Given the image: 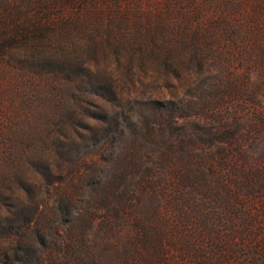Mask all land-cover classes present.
Segmentation results:
<instances>
[{"label": "rangeland", "instance_id": "1", "mask_svg": "<svg viewBox=\"0 0 264 264\" xmlns=\"http://www.w3.org/2000/svg\"><path fill=\"white\" fill-rule=\"evenodd\" d=\"M59 11L67 24L56 23ZM45 20L50 29L34 33L31 24ZM142 51L166 53L168 62ZM62 65H88L123 98L70 96L77 106L95 103L100 110L86 105L88 111L108 120L85 124L116 137L91 167L66 165L51 153L62 190L71 192L72 171L90 176L71 217L55 210V190L31 164V102L38 90L61 83L52 75ZM152 101L176 105L181 116L200 113L208 125L183 127L196 139L184 156L183 130L174 131L170 156L150 152L124 184L128 193L94 204L90 184L110 178L130 116ZM169 136L161 131L162 140ZM77 143L73 153L80 154L87 142ZM31 189L44 205L47 242L2 245L16 261L264 264V0H0V224L30 219ZM87 208L94 225L79 240L76 222Z\"/></svg>", "mask_w": 264, "mask_h": 264}, {"label": "trees", "instance_id": "2", "mask_svg": "<svg viewBox=\"0 0 264 264\" xmlns=\"http://www.w3.org/2000/svg\"><path fill=\"white\" fill-rule=\"evenodd\" d=\"M58 14L59 18L57 19L59 20L56 23H63V20L66 22V14L61 11ZM50 26L51 24L47 20L42 25L35 22L31 24L34 33L39 30H49ZM142 52L149 55L151 59L161 60L164 63L168 62L169 57L166 53L163 54L158 51ZM78 69L75 71V67L71 65L60 66L59 69L53 71L52 76L54 79L61 81V83L49 85V89L46 90H38L37 94L40 95L31 102V121H33V132H31V162L33 163L31 164L47 186L49 188L53 187L55 190L57 197L54 201L55 210H58L60 215L64 217H71L75 206V197L82 191L84 187L82 184L83 180L88 175H78V171H72L69 181L74 179L75 182L70 185L71 192L62 190L56 185L59 183L56 181L58 173L56 165L50 162L49 157L51 153H54L66 165L71 164L76 166V164L80 163L82 167L84 165L91 167L97 164L99 157L110 146L116 144V137L113 132L103 128L101 125L90 127L85 124L87 120H94L99 122L98 124H104L108 120V116L104 113L88 111V106L100 110L91 101H84L82 105L77 106L70 96L77 91L84 96L98 97L111 103L123 100L119 93L116 92V87L96 81L88 65L80 66ZM73 81L75 83L77 81L78 86H75ZM202 106V109H205V104ZM179 113L180 109L174 104L169 107H163V103L152 101L141 108L139 117L130 116L129 127H127L124 137L119 141L120 143L116 147L117 152L113 157L114 168L112 171L114 172L104 182L97 181L90 184L89 193L94 204L97 202L108 204L110 200L122 197L123 194L128 193L123 187L124 184L135 178V175L145 165L150 152L159 151L164 156L163 152L166 149L170 156V153H173V146L168 142H170L169 139L174 135V131L183 130V132H179L177 135V138H179L178 144L181 145V154L188 155L191 152L186 146L196 139L183 127L191 125L206 128L208 124H200V122L202 124L205 122L202 115H199L200 113H194V115L188 117L181 116ZM179 121L184 123L180 124ZM221 123L222 119L220 118L219 124ZM77 128H82V130H85V133L77 132ZM161 131L169 133L170 136L167 137V140L161 139ZM219 136L225 135L221 134L216 137ZM234 137V135H229L227 140H232ZM82 139L84 142H87L86 150L80 154H78L79 151L77 154L73 153L74 147L79 144L77 142ZM47 154L50 155L48 156ZM203 154L204 152L201 151L197 155L201 157ZM33 193L34 190L31 189L30 219L24 220L23 218H19L8 226L0 224V249H3L2 245L5 243L17 247L16 250H18V247L20 249L23 246H31L38 242H47V235L45 233L48 228L45 216L46 212L42 201L37 196H33ZM89 209L87 208L86 214H83L78 219V222H76L79 224L82 232L79 235V240H84L85 232L94 225L92 210L89 211ZM72 223L75 222L73 221ZM61 237L57 235V238L54 239L55 242H58V245L61 244ZM42 261H36V264H44ZM16 263L26 264L22 258L16 261L10 255L8 257L7 252H0V264Z\"/></svg>", "mask_w": 264, "mask_h": 264}]
</instances>
